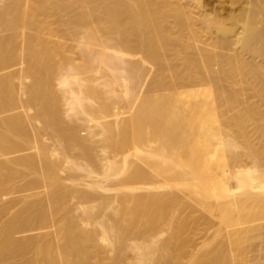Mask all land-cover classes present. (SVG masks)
Returning <instances> with one entry per match:
<instances>
[{
  "label": "bare ground",
  "instance_id": "6f19581e",
  "mask_svg": "<svg viewBox=\"0 0 264 264\" xmlns=\"http://www.w3.org/2000/svg\"><path fill=\"white\" fill-rule=\"evenodd\" d=\"M208 2L0 0V264H238L263 238L264 0Z\"/></svg>",
  "mask_w": 264,
  "mask_h": 264
},
{
  "label": "rangeland",
  "instance_id": "374dc122",
  "mask_svg": "<svg viewBox=\"0 0 264 264\" xmlns=\"http://www.w3.org/2000/svg\"><path fill=\"white\" fill-rule=\"evenodd\" d=\"M173 1H175V0H173ZM182 1L186 2V0H182ZM207 1H209V2H208V4H209L208 8H209V7H210V8H211V7L213 8V6H217V5H218V6H220V5H230V4H229L230 0H206V2H207ZM240 1H243L244 3L246 2V0H240ZM180 2H181V0H180ZM238 5H239V3L237 4V6H238ZM212 8H211V11H212ZM195 11H196V10H195ZM1 34H4V33H3V32H0V35H1ZM136 54H137V53H136ZM136 54H135V53H132L131 58L133 57V55L136 56V57L134 56L133 58H137V57L139 58V57H141V56H140L141 54H137V55H136ZM138 55H139V56H138ZM76 56H77V55H76ZM149 63H150V62L148 61V64H149ZM150 64L153 65L152 63H150ZM150 64L148 65V66H149V69H151L150 72H152V71H153V72H152V74H150V77H149L150 79L148 78L149 81L151 80V77L155 74L154 71L156 70L155 68H153V67H155V66H151ZM148 66H147V67H148ZM150 66H151V67H150ZM152 68H153V69H152ZM147 81H148V80H147ZM149 81H148V83H149ZM147 85H148V84H147ZM147 89H148V88H146L145 90H147ZM250 122H251V121H250ZM250 122H249V124H251ZM251 129H252V133H251V135H252V139H253L254 143L257 142V145H258L259 143H262V145L259 144L258 147L263 148V146H264V144H263V143H264V138L261 137V135H259L260 133L254 132V131H255V130H254V126L250 127V130H251ZM253 132H254L255 134H254ZM257 137H258V138H257ZM260 137H261V138H260ZM46 138H47V136H46ZM254 139H255V140H254ZM48 140H50V139H48ZM48 140H47V141H48ZM259 140H260V141H259ZM49 142H50V141H49ZM255 144H256V143H255ZM208 145L212 146V144H208ZM214 162H219V161H218L217 159H215ZM248 162H249V160H248ZM251 162H252V161L250 160V163H251ZM250 165H252V164H250ZM21 169H22V168H21ZM22 183H23V182H22ZM198 191L201 192L200 190H198ZM15 194H16V195H15ZM17 194H21V193H16V192L12 191L11 194H9V196H8V195L6 196L7 199H6V197H4V198H5L6 200H10V199H12V198H15V196H19V195H17ZM8 197H9V198H8ZM4 198H3L2 201H3V202H6V200H5ZM4 200H5V201H4ZM2 201H1V203L3 204ZM194 203H195V202H194ZM195 205H196V207L198 208V209H197L198 212H195V215L198 214L196 217H198V216L201 217L202 212H206V213H207V211H206L205 209H203L202 206L198 205L197 203H195ZM196 213H197V214H196ZM199 217H198V218H199ZM199 219H200V218H199ZM215 219H216V220H215ZM202 220H203V219H200L199 221H197L196 225L198 226V222L200 223ZM213 221H214L215 223L213 222L214 227L211 229V231H210L211 233H213V232L216 230L215 228L218 227V225H217V224H218V220H217L216 217L213 218ZM203 222H204V220L199 224L200 227H203V225H205V224H203ZM216 223H217V224H216ZM201 224H202V225H201ZM204 227H205V226H204ZM200 229H201V228H200ZM259 239H260V240H259ZM251 241H252V244L254 243V245L251 244L253 247H252L251 245L249 246V245L245 244V245L247 246V248H243V249H242L243 252H245V253L243 254V256H242V258H241L242 260H240V261H241V264H257V262H254L255 260L257 261V258L259 257V255L256 256V253H257V254H258V253H259V254L264 253V250H263V249H264V236H263V238L259 236V237H257V238H254V239L251 240ZM246 246H245V247H246ZM257 247H258V248H257ZM251 248H253V249H254V248H255V249L257 248L258 250H255V249H254V250H255V251H254V250L251 249ZM262 248H263V249H262ZM249 249H250V250H249ZM261 249H262L263 252H261ZM252 250L254 251V253H253ZM251 252H252V253H251ZM253 254H255V255H253ZM253 256H254V258H253ZM255 256H256V257H255ZM244 257H245V258H244ZM252 258H253L254 260H253ZM186 259H187V258H186ZM189 260H190V258L188 257V260H184V262L186 261V263H187V262H189ZM250 260H251V261L253 260V261L251 262ZM240 261H238V262H239L238 264H240ZM247 262H248V263H247Z\"/></svg>",
  "mask_w": 264,
  "mask_h": 264
}]
</instances>
